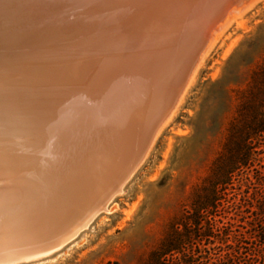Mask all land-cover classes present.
Wrapping results in <instances>:
<instances>
[{
	"label": "bare ground",
	"instance_id": "6f19581e",
	"mask_svg": "<svg viewBox=\"0 0 264 264\" xmlns=\"http://www.w3.org/2000/svg\"><path fill=\"white\" fill-rule=\"evenodd\" d=\"M255 1L0 0V198L26 228L0 257L50 229H76L71 240L110 211L216 39Z\"/></svg>",
	"mask_w": 264,
	"mask_h": 264
},
{
	"label": "rangeland",
	"instance_id": "374dc122",
	"mask_svg": "<svg viewBox=\"0 0 264 264\" xmlns=\"http://www.w3.org/2000/svg\"><path fill=\"white\" fill-rule=\"evenodd\" d=\"M260 68L264 69V0H256L216 39L110 211L100 213L52 255L19 264H146L172 228L187 230L196 189L221 151L242 92L253 86ZM231 182L212 215L200 213L197 234L207 231L209 222L217 236L210 238L211 244L205 238L196 243L197 251L212 249L211 264H218L236 244L249 252L264 240L259 211L264 206V145L253 165L237 172Z\"/></svg>",
	"mask_w": 264,
	"mask_h": 264
},
{
	"label": "trees",
	"instance_id": "16d2710c",
	"mask_svg": "<svg viewBox=\"0 0 264 264\" xmlns=\"http://www.w3.org/2000/svg\"><path fill=\"white\" fill-rule=\"evenodd\" d=\"M262 145H264V69L260 68L254 73L253 86L242 92L240 104L230 122L221 151L212 162L203 184L196 189L192 203L193 213L185 225L188 231L181 232L176 227L172 228L158 249L151 253L146 264L212 263L211 248H205V253L196 250V243L200 244L202 238L209 240L208 243L211 244L210 238L217 237L213 234L214 227L209 222V230L197 234L200 231V213L212 215V211L217 208L219 195L232 183L237 172L253 165ZM259 211L261 217H264V206L260 207ZM175 254H181V258ZM218 262V264L225 262L264 264V240L257 242L249 252H245L243 246L236 244L224 258H218Z\"/></svg>",
	"mask_w": 264,
	"mask_h": 264
},
{
	"label": "water",
	"instance_id": "95a60500",
	"mask_svg": "<svg viewBox=\"0 0 264 264\" xmlns=\"http://www.w3.org/2000/svg\"><path fill=\"white\" fill-rule=\"evenodd\" d=\"M158 111L157 113L154 114L152 113L153 115H151L154 124L156 121L160 119V113L162 111L160 110ZM148 142H149V138L147 141L144 142V144L146 143L147 146ZM144 144L141 146L140 149L141 151L139 150L138 155L135 157L134 161H132V166L129 167L131 170H133V168L140 163L146 148ZM76 231H77L76 229L69 228L65 234L64 233L55 234L53 233L54 230L50 229L48 232L41 234V238H42L41 242L35 241V243L30 242L24 246H18V247L15 246L14 249L10 250L9 253L0 257V264H19L25 262H33L48 257L53 253L57 252L58 250H60L61 248H63L66 244H68L76 236H78L80 232L77 233V235H75V237L70 240V238L74 236V234H76Z\"/></svg>",
	"mask_w": 264,
	"mask_h": 264
},
{
	"label": "snow or ice",
	"instance_id": "6c2138e0",
	"mask_svg": "<svg viewBox=\"0 0 264 264\" xmlns=\"http://www.w3.org/2000/svg\"><path fill=\"white\" fill-rule=\"evenodd\" d=\"M21 207L5 208L3 199L0 198V255L17 243L26 230Z\"/></svg>",
	"mask_w": 264,
	"mask_h": 264
}]
</instances>
